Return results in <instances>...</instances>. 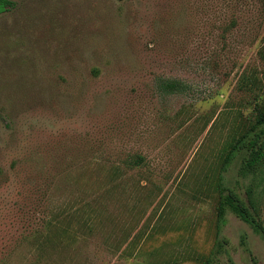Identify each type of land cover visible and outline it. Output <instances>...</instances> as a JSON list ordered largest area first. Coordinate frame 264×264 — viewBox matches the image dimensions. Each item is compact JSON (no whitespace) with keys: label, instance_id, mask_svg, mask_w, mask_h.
<instances>
[{"label":"rangeland","instance_id":"374dc122","mask_svg":"<svg viewBox=\"0 0 264 264\" xmlns=\"http://www.w3.org/2000/svg\"><path fill=\"white\" fill-rule=\"evenodd\" d=\"M7 1L0 264H207L218 239L211 264H264L247 224L216 227L224 157L264 112V0ZM246 156L223 184L264 226Z\"/></svg>","mask_w":264,"mask_h":264},{"label":"trees","instance_id":"16d2710c","mask_svg":"<svg viewBox=\"0 0 264 264\" xmlns=\"http://www.w3.org/2000/svg\"><path fill=\"white\" fill-rule=\"evenodd\" d=\"M7 0H0V14L4 13L8 8ZM169 87V84L166 85ZM264 128V112L260 111L257 114L256 121L250 128L240 136L234 143L231 144L226 156L224 157L222 167L219 173V181L217 184L218 204L216 207V227L218 235L225 224L226 216L231 214L240 221L247 224L253 233L264 239V226L259 221L255 204L252 199V192H246V197H238L228 187L223 184V175L228 169L234 157L245 152L246 157L242 163V169L247 171H254L256 167L264 162V150L259 147L260 134ZM223 246L219 239L215 245L211 256L207 260V264H211V258L215 254H219Z\"/></svg>","mask_w":264,"mask_h":264}]
</instances>
